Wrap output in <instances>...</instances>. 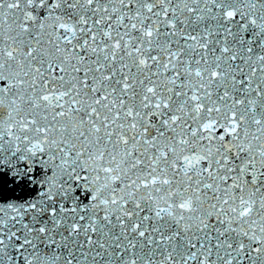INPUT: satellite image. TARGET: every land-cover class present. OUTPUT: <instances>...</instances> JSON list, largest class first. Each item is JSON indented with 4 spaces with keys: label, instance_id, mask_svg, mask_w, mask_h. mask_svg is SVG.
Here are the masks:
<instances>
[{
    "label": "snow or ice",
    "instance_id": "1",
    "mask_svg": "<svg viewBox=\"0 0 264 264\" xmlns=\"http://www.w3.org/2000/svg\"><path fill=\"white\" fill-rule=\"evenodd\" d=\"M0 264H264V0H0Z\"/></svg>",
    "mask_w": 264,
    "mask_h": 264
}]
</instances>
